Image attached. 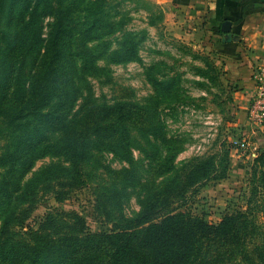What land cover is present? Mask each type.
Listing matches in <instances>:
<instances>
[{
    "label": "rangeland",
    "instance_id": "rangeland-1",
    "mask_svg": "<svg viewBox=\"0 0 264 264\" xmlns=\"http://www.w3.org/2000/svg\"><path fill=\"white\" fill-rule=\"evenodd\" d=\"M169 1L105 0L109 9L100 38L114 51L125 33L133 34L138 61L122 62L112 56L98 59L94 67L84 70L80 62L62 61L64 75L54 78L49 88L57 90L51 102L59 93L69 107L66 126L48 131L49 138L40 147L52 144L49 149L56 152L53 147L58 148L59 141L81 132L91 104H124L130 118L105 121L101 131L89 134L85 139L89 153L76 171L70 170L68 160L49 150L36 152L26 170L15 163L10 177L20 175L21 179L20 189L12 197L20 194L25 181L34 175L40 178L32 182L27 198L15 200L25 204L34 198L32 206H22L26 208L24 219L11 225L2 237L10 250L9 260L14 261L11 264H29L31 261L16 255L25 245L34 246L38 238L44 242L66 240L70 245L73 236L83 233L89 234L87 250L96 252L95 262L106 264L108 244L98 234L114 227L134 233L136 257L131 264H147L152 255L141 248L139 239L149 223L179 211L199 216L209 225L241 211L247 219L245 239L238 242L245 243L244 252L212 264H264V114L252 111L253 106H264V77L258 80L255 74L260 69H256L246 98V86L230 61L238 52L225 47L231 41L226 33L205 21L175 16ZM97 2L67 0L72 16L79 14V8L91 3L95 7ZM21 5L20 0H0V73L8 70L9 49L19 30L10 21L20 16ZM51 19H42V37ZM22 36L19 33V41ZM96 44L89 41L86 46ZM18 47L22 49L24 44L20 41ZM14 56H19L18 50ZM153 80L163 83L159 95ZM1 84L2 78L0 90ZM18 88L14 83L12 94ZM3 112L0 105V114ZM157 122L159 129L154 132ZM202 168L199 180L170 200L168 188L176 181L180 184L192 169ZM6 169L0 168V174ZM165 198L168 205L158 209ZM153 206L154 221L126 228L130 227L126 220ZM58 255L64 258L69 253ZM49 258L56 259V255ZM69 262L66 258L61 264Z\"/></svg>",
    "mask_w": 264,
    "mask_h": 264
},
{
    "label": "trees",
    "instance_id": "trees-1",
    "mask_svg": "<svg viewBox=\"0 0 264 264\" xmlns=\"http://www.w3.org/2000/svg\"><path fill=\"white\" fill-rule=\"evenodd\" d=\"M20 1L22 2L20 16L12 17L10 23L15 30L19 29L15 32V36L18 37L21 32L24 35L20 38L24 47L19 48L20 41L14 37L9 49L10 55L7 57L10 58L8 70L0 73V79L2 78L0 105L4 109L0 114L2 141L0 168H7L0 174V263L2 264L14 263L13 260H9L10 250L6 248L5 238L2 237L7 234L11 225L24 219L26 208L23 209L22 206H32L34 198H30L25 204H17L15 200L20 197L27 198L32 182L40 178L34 175L25 181L20 194L12 197L11 194L20 189L21 179L20 175L10 177L11 168L15 163L26 170V167L28 168L36 159V152L49 150L50 153L68 160L72 167L70 170L76 171L78 164L89 153L85 142L89 134L101 131L105 121L114 122L130 118L125 113L127 109L124 104L117 103L113 106L91 104V109L83 120L81 132L72 138L67 136L59 141L58 148L53 147L56 152L49 149L52 144L40 147L39 145L46 143L49 138L48 131L62 130L66 126L69 107L64 106L63 97L59 93L55 102H51L57 90L49 88V83L54 78L59 74L61 78L64 75L62 61L65 59L72 64L80 62L84 70L87 67H94L98 59L109 60L112 56H114L113 60L122 62L139 60L137 41L133 34L125 33L114 51H109L108 42L100 38L101 30L107 23L104 22V18L107 17L109 9V4L105 0H98L95 7L91 3L79 8L80 12L77 16H72L67 0H38L36 5L32 0ZM45 17L52 19L45 24L47 31L42 37V19ZM122 22L123 20L119 21L117 26L120 27ZM74 31H77L76 39H74ZM89 41H95L97 44L93 47L86 46ZM76 47H81L84 51H78ZM17 50L19 56H14L17 55ZM3 74L5 76H1ZM14 83L19 88L12 94ZM161 84H163L161 81L153 80L156 95L160 94ZM157 104L158 101L156 106ZM98 111L101 112L99 118H97ZM102 114L105 115L103 118ZM141 123H143L142 117ZM153 126L156 127L155 124ZM157 126L158 128L153 129L154 132L159 129L158 122ZM201 172H204L203 168L198 171L192 169L187 176L180 179L182 181L180 184L174 182L167 191L170 200L185 190L186 186L198 181ZM166 201V198L161 200L160 203L163 204L158 209L168 205ZM154 209V206L146 207L132 219L126 220L125 222L130 226L126 228L133 229L142 223L154 221V216L151 218ZM246 220L244 213L235 211L223 216L218 223L209 225L203 218L194 216L190 212H168L161 219L149 223L138 242L141 248L151 252L152 259L147 264H212L216 261L219 263L223 262V257L227 255L244 252L245 243L238 242L245 239L243 235L247 230ZM88 236L89 234L86 233L82 234L83 238L73 236L70 245L66 244L68 242L66 240L44 242L42 238H38L34 246L22 247L24 251L21 254L17 253L16 257L31 261L29 264H61L66 258H70L67 264H100L95 262L96 252L87 250L90 246ZM98 236L103 237L108 244L106 264H131L135 259L136 240L132 231L114 227L100 232ZM58 252L69 253V256L62 258ZM53 254L56 255V259L49 258ZM239 255L244 257L242 254Z\"/></svg>",
    "mask_w": 264,
    "mask_h": 264
},
{
    "label": "crops",
    "instance_id": "crops-1",
    "mask_svg": "<svg viewBox=\"0 0 264 264\" xmlns=\"http://www.w3.org/2000/svg\"><path fill=\"white\" fill-rule=\"evenodd\" d=\"M169 7L175 16L219 28L224 20L231 22L232 39L225 47L238 52L230 61L246 86L248 98L252 74L264 64V0H170Z\"/></svg>",
    "mask_w": 264,
    "mask_h": 264
},
{
    "label": "built area",
    "instance_id": "built-area-1",
    "mask_svg": "<svg viewBox=\"0 0 264 264\" xmlns=\"http://www.w3.org/2000/svg\"><path fill=\"white\" fill-rule=\"evenodd\" d=\"M256 77L258 80L262 79L264 77V65L260 67V71L256 72ZM252 111L255 112L257 115L261 113L264 114V106L259 104L257 107L253 106Z\"/></svg>",
    "mask_w": 264,
    "mask_h": 264
},
{
    "label": "water",
    "instance_id": "water-1",
    "mask_svg": "<svg viewBox=\"0 0 264 264\" xmlns=\"http://www.w3.org/2000/svg\"><path fill=\"white\" fill-rule=\"evenodd\" d=\"M220 29L222 30V32L226 33L227 40L230 41L232 39L231 22L229 20H224L220 25Z\"/></svg>",
    "mask_w": 264,
    "mask_h": 264
}]
</instances>
